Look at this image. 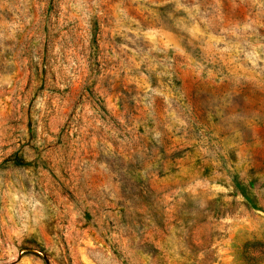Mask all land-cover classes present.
I'll return each instance as SVG.
<instances>
[{
  "label": "rangeland",
  "instance_id": "1",
  "mask_svg": "<svg viewBox=\"0 0 264 264\" xmlns=\"http://www.w3.org/2000/svg\"><path fill=\"white\" fill-rule=\"evenodd\" d=\"M0 264H264V0H0Z\"/></svg>",
  "mask_w": 264,
  "mask_h": 264
}]
</instances>
